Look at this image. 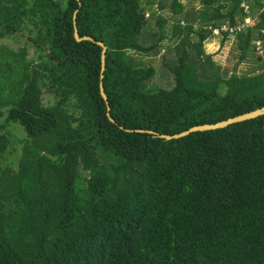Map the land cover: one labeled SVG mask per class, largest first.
I'll list each match as a JSON object with an SVG mask.
<instances>
[{
	"label": "trees",
	"instance_id": "obj_1",
	"mask_svg": "<svg viewBox=\"0 0 264 264\" xmlns=\"http://www.w3.org/2000/svg\"><path fill=\"white\" fill-rule=\"evenodd\" d=\"M181 1L203 10L185 11ZM80 2L0 0V37L31 29L40 52L30 60L29 45L7 50L11 62L0 63V77H10L0 131L18 123L28 133L11 169L14 143L0 133V264H264V116L171 141L135 131L174 135L263 107L264 72L231 74L204 44L226 20L244 24L243 4L252 15L264 4ZM156 5L177 19L166 88L150 86L156 68L133 57L163 52L167 21ZM76 12L80 36L106 47L103 87L115 123L100 94L101 48L75 40ZM259 18L236 35L243 58L264 44V11ZM43 82L56 99L49 107Z\"/></svg>",
	"mask_w": 264,
	"mask_h": 264
},
{
	"label": "rangeland",
	"instance_id": "obj_2",
	"mask_svg": "<svg viewBox=\"0 0 264 264\" xmlns=\"http://www.w3.org/2000/svg\"><path fill=\"white\" fill-rule=\"evenodd\" d=\"M61 1V0H59ZM261 3L264 4V0H258ZM183 6L185 7V11H199L203 10L202 4L200 2H192L189 3L187 1H181ZM247 5V4H246ZM242 5V8H244V14L245 8H248V11L250 12V15L247 13V18L243 25H239L238 27L241 29L245 28H253L256 27L260 23L259 14L263 13V9H253V15L251 14V10L248 6ZM252 8V7H251ZM155 10L164 17V19L167 21V27H166V35L168 36L167 41L163 44L164 49L162 54L157 56H146L142 54H133V57L136 61H140L141 65H147V66H154L157 70V74L154 77L153 81L151 82L150 86L153 87H164L166 88L169 83L172 81L170 69L167 66V62L169 59L173 58L176 55L175 51L169 50L170 48H173L176 44V41H173L171 39V34L173 31V27L177 23V19L173 18L171 11L165 10L161 11L159 8V5L155 6ZM230 10V8H229ZM229 10L225 11V15H228ZM229 20L225 21L224 26H229ZM223 26V27H224ZM201 27L200 23H195L194 30L197 31ZM31 29H26L22 34H18L15 36H7V37H0V63L4 62L3 65L7 67V64L11 62L10 60H6L7 50L20 52L25 46L29 45L30 48V55L29 59H37L40 55V52L37 51L33 45H31L29 36L31 35ZM226 40V41H225ZM232 40V41H229ZM190 41L193 43L198 42V38L196 34L191 35ZM225 41V42H224ZM229 41V42H228ZM229 45L228 48L226 46ZM205 52L207 54H210L213 56L214 61L221 66L223 69L231 70V74L233 72H236V74L241 76H252V75H259L264 72V44H258L256 43V46H252L246 53L245 58H243L244 51L243 48L241 49L239 45V40L236 35H231L229 39H225L224 35L221 33H218L216 31L214 33V37L210 40L206 41L204 44ZM45 58L46 55H43ZM243 58V59H242ZM1 67V66H0ZM22 65L20 63L16 64V71L14 76L11 78L16 80L18 78V74H20V71L22 69ZM1 69V68H0ZM3 72V71H2ZM2 75V74H1ZM6 77L3 75L0 77V108L3 109V106L1 104L2 101H5L7 99L6 93ZM41 87L43 89V104L47 107L53 105L55 103V96L49 91L48 85L43 82L41 84ZM2 111L6 112V109H3ZM6 117L2 118L0 120V124L5 122ZM0 133L3 134H10L11 139L14 143L15 154L14 159L10 158L8 154L6 155L5 160L8 163V166L11 165L13 161L17 162L18 159L23 155V148H24V141L28 138V133L24 126L18 123H11L7 129H2ZM12 150V149H11ZM11 167H17V166H10ZM12 173H14L12 171Z\"/></svg>",
	"mask_w": 264,
	"mask_h": 264
},
{
	"label": "water",
	"instance_id": "obj_3",
	"mask_svg": "<svg viewBox=\"0 0 264 264\" xmlns=\"http://www.w3.org/2000/svg\"><path fill=\"white\" fill-rule=\"evenodd\" d=\"M79 3V7H82V4L80 2V0H77ZM77 13H75L74 15V38L77 42H82V41H90V42H94L97 45H99V47L101 48V53H100V59H101V74H100V94L103 98V100L105 101V105H106V114H107V118L111 123H115V120L112 119V117L110 116V106L107 100V96L105 94L104 91V87H103V71L105 69V50L106 47L105 45L101 42V41H96L93 37L91 36H80L79 30H78V26H77ZM260 116H264V106L261 108H258L256 110L244 113L242 115L236 116V117H232L229 118L227 120H223L214 124H203V125H197L194 127H191L185 131H182L180 133L174 134V135H168V134H160L158 132L152 131V130H135L138 133H144V134H150L154 137H157L159 139H163L166 141H171V140H175V139H179L182 137H185L191 133H195V132H204V131H211V130H217V129H224L227 128L233 124H237V123H241L247 120H251V119H255L258 118ZM121 129H124V127H121ZM127 132H133V130L130 129H124Z\"/></svg>",
	"mask_w": 264,
	"mask_h": 264
},
{
	"label": "built area",
	"instance_id": "obj_4",
	"mask_svg": "<svg viewBox=\"0 0 264 264\" xmlns=\"http://www.w3.org/2000/svg\"><path fill=\"white\" fill-rule=\"evenodd\" d=\"M245 12L248 15H250V12L248 11V8H245ZM245 29H241L238 26L237 27H232L231 25H229V26H226V27L224 26L221 29H218L216 31H218V33H221L222 32V34L228 33L231 36V35H237L238 33L242 32ZM261 43H262L261 41L258 42V44H261Z\"/></svg>",
	"mask_w": 264,
	"mask_h": 264
},
{
	"label": "crops",
	"instance_id": "obj_5",
	"mask_svg": "<svg viewBox=\"0 0 264 264\" xmlns=\"http://www.w3.org/2000/svg\"><path fill=\"white\" fill-rule=\"evenodd\" d=\"M229 41H232V40H229ZM229 41H228V42H229ZM228 47H229V45L226 46V48H228Z\"/></svg>",
	"mask_w": 264,
	"mask_h": 264
}]
</instances>
